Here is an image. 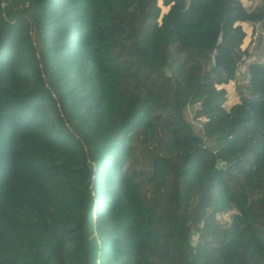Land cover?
<instances>
[{
	"label": "trees",
	"instance_id": "1",
	"mask_svg": "<svg viewBox=\"0 0 264 264\" xmlns=\"http://www.w3.org/2000/svg\"><path fill=\"white\" fill-rule=\"evenodd\" d=\"M164 6L0 0V264H264V63L229 111L222 88L264 6Z\"/></svg>",
	"mask_w": 264,
	"mask_h": 264
},
{
	"label": "rangeland",
	"instance_id": "2",
	"mask_svg": "<svg viewBox=\"0 0 264 264\" xmlns=\"http://www.w3.org/2000/svg\"><path fill=\"white\" fill-rule=\"evenodd\" d=\"M158 5L161 8L162 14L167 12L168 7L164 6V0H158ZM222 88H223V86H222ZM227 96H228V93H227ZM227 102H228V98L226 99V102L224 103L225 108L228 107ZM197 108H198V105H191V106H188L183 112V116H184L185 120L191 126L194 133H198L199 130H201V123H202V121L197 120L195 118ZM157 146L158 145H151L148 143L139 149V152L137 154L138 163L134 167V170L136 171L138 176L145 177L147 175L145 163L147 162L148 159L150 160L152 158L151 157L152 154H154L158 151ZM167 204H169V203H165V205H166L165 207H167ZM168 208H170V207L168 206ZM168 210H170V209H168ZM233 213L234 212H229L227 214L218 215L216 217L218 224L220 226H226L227 224H229L231 216L233 215ZM170 217L171 216L169 213L165 214V219H166L165 221L167 222V225L170 224V221H171ZM213 226H216V225H210V224H207L206 222H201L198 225L192 224L190 227V229H191V234L189 237L190 244L194 247L200 238L202 242H204V243L206 242V244L208 245L209 248L210 247L212 248L211 242H212L213 237H211L208 234H209V232H212L214 229H216ZM167 250L168 251L171 250V246L170 247L163 246V250H162V256L163 257L167 254Z\"/></svg>",
	"mask_w": 264,
	"mask_h": 264
},
{
	"label": "crops",
	"instance_id": "3",
	"mask_svg": "<svg viewBox=\"0 0 264 264\" xmlns=\"http://www.w3.org/2000/svg\"><path fill=\"white\" fill-rule=\"evenodd\" d=\"M241 2L245 7L252 9H255L259 6H264V0H241ZM241 26L246 33V38L241 47L242 50H246L248 46L252 45L253 56L255 58L254 62H261L264 59V22L257 24L241 23ZM248 83L249 67L247 68L246 65H242L239 68L236 80L230 82L228 85L223 86V88L228 93V107L225 108L226 110L229 111L233 106L239 103L240 97L246 95Z\"/></svg>",
	"mask_w": 264,
	"mask_h": 264
},
{
	"label": "built area",
	"instance_id": "4",
	"mask_svg": "<svg viewBox=\"0 0 264 264\" xmlns=\"http://www.w3.org/2000/svg\"><path fill=\"white\" fill-rule=\"evenodd\" d=\"M246 50H248V56L243 59V62L240 66L246 65V67L248 68L250 67L249 65L253 63H264V59L261 62H254L255 58L253 56V46L252 45L248 46Z\"/></svg>",
	"mask_w": 264,
	"mask_h": 264
}]
</instances>
